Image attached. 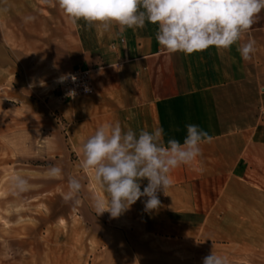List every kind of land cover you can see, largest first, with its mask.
<instances>
[{
    "label": "crops",
    "instance_id": "0c3cea01",
    "mask_svg": "<svg viewBox=\"0 0 264 264\" xmlns=\"http://www.w3.org/2000/svg\"><path fill=\"white\" fill-rule=\"evenodd\" d=\"M117 27L102 46L90 51L94 54L86 63L56 67L64 73L79 66L89 69L91 93L74 99L41 98L38 103L40 130L55 136L57 157L61 151L64 160L70 159L73 177L77 168L78 178L90 185L88 195L108 198L93 172L80 166L83 143L103 124L119 122L122 129L137 134L161 127L165 142H182L185 125L196 124L213 140L201 145L202 155L193 166L173 170V185L167 195L159 194V209L145 212L141 198L115 219L114 231L122 236L127 232L121 228H144L154 238L173 239L171 234L179 229L203 228L202 221L224 197L235 194L234 186L264 193V10L230 49L210 47L192 54L168 53L156 40L158 25L147 21L143 28ZM249 37L256 41V51L246 61L237 48ZM5 41L0 21V83L9 80L17 90L29 82L33 70L26 55L9 49ZM116 64L121 71L111 67ZM146 184L141 182V190ZM94 198L89 206L95 212Z\"/></svg>",
    "mask_w": 264,
    "mask_h": 264
},
{
    "label": "rangeland",
    "instance_id": "374dc122",
    "mask_svg": "<svg viewBox=\"0 0 264 264\" xmlns=\"http://www.w3.org/2000/svg\"><path fill=\"white\" fill-rule=\"evenodd\" d=\"M0 21L5 45L25 54L33 70L20 89L0 83V264H202L212 251L228 264H264V193L248 186H234L203 228L179 229L173 239L128 226L119 236L108 212L90 209L94 196L77 168L82 187L66 201L73 167L61 151L57 157L55 136L40 130L38 103L57 96L52 87L64 74L57 66L86 63L118 25L105 31L83 20L73 24L56 0H0ZM51 165L62 178L47 175ZM16 176L31 187L19 191Z\"/></svg>",
    "mask_w": 264,
    "mask_h": 264
},
{
    "label": "clouds",
    "instance_id": "9594fccd",
    "mask_svg": "<svg viewBox=\"0 0 264 264\" xmlns=\"http://www.w3.org/2000/svg\"><path fill=\"white\" fill-rule=\"evenodd\" d=\"M49 0H45V3ZM63 14L73 24L83 20L87 25L102 26L108 31L113 25L124 28H143L146 21L158 25L156 40L168 53L192 54L210 47L230 49L241 41L255 17L264 10V0H56ZM27 17L26 20H33ZM256 41L249 37L237 48L244 60H250L256 51ZM121 71V65H111ZM103 67L98 74H103ZM78 77L64 73L57 83ZM84 91L90 92L87 85ZM67 96L75 98V88ZM183 141L169 138L165 142L164 129H142L137 134L132 129H122L119 122L99 126L81 147V168L91 170L95 180L108 194L107 200L94 198L97 216L105 212L117 219L130 210L141 198L145 212L159 209V194L167 195L173 185L171 173L176 168L193 166L202 155L201 145L210 143L213 137L196 124H186ZM47 175L62 178L59 166H49ZM15 187L23 192L31 185L23 177L13 178ZM147 184L141 190V182ZM81 183L68 179L65 200H71L80 190ZM202 264H228L226 257L213 251L203 258Z\"/></svg>",
    "mask_w": 264,
    "mask_h": 264
},
{
    "label": "built area",
    "instance_id": "2783aa9c",
    "mask_svg": "<svg viewBox=\"0 0 264 264\" xmlns=\"http://www.w3.org/2000/svg\"><path fill=\"white\" fill-rule=\"evenodd\" d=\"M67 73H72L78 77V80L75 84H73L70 80L65 83H59L57 89V96L59 98L69 97L66 95L69 89L75 88L77 91V95L89 94L92 92L91 85V71L89 69L75 68ZM87 85L90 87V92L84 91V86Z\"/></svg>",
    "mask_w": 264,
    "mask_h": 264
},
{
    "label": "bare ground",
    "instance_id": "6f19581e",
    "mask_svg": "<svg viewBox=\"0 0 264 264\" xmlns=\"http://www.w3.org/2000/svg\"><path fill=\"white\" fill-rule=\"evenodd\" d=\"M59 83H57V80H56V88L58 87Z\"/></svg>",
    "mask_w": 264,
    "mask_h": 264
}]
</instances>
